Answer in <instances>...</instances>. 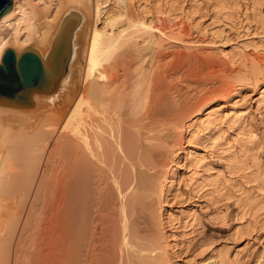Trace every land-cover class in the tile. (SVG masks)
Listing matches in <instances>:
<instances>
[{"label":"bare ground","instance_id":"bare-ground-1","mask_svg":"<svg viewBox=\"0 0 264 264\" xmlns=\"http://www.w3.org/2000/svg\"><path fill=\"white\" fill-rule=\"evenodd\" d=\"M148 1L14 0L13 10L0 19L2 64L8 48L20 54L34 47L46 61L63 20L73 11L84 18L75 34L77 49L62 93L32 92L35 104L29 108L0 103V264L171 263L167 249L175 236L166 229L173 228L171 221L179 217L165 206L181 179L179 169L199 164L196 142L218 123L211 115L200 117L212 101L210 94L223 91L228 97L237 89L225 81L220 85L216 75L231 82L229 77L239 74L234 65L242 56L237 60L220 52V61L212 65L218 70L210 67V73H217L214 80L221 91L218 87L213 91V86L210 92V87L187 110L198 118L183 126L178 156H171L175 161L166 170L174 145L168 131L181 112L175 78L190 72V63L196 60L164 51L170 38L183 41L191 36V26L176 23L178 17H173L168 3L155 6V15L148 18L140 12L142 2ZM237 1L217 0L216 6L226 12L238 4L239 10ZM245 57L241 64L249 61L251 74L262 75L264 55ZM169 58H176L175 63L171 65ZM228 157L234 169L243 170L245 185L257 183L261 197H251L250 186L240 195L243 212L256 220L264 210V168L250 180L247 159L241 161L234 153ZM192 175L197 191L206 187L208 178L198 172ZM152 212L159 219L154 215L162 243L154 242L157 237L146 227ZM182 215L183 228L191 215ZM236 253L233 261L239 258ZM215 260L220 262V256Z\"/></svg>","mask_w":264,"mask_h":264},{"label":"rangeland","instance_id":"rangeland-1","mask_svg":"<svg viewBox=\"0 0 264 264\" xmlns=\"http://www.w3.org/2000/svg\"><path fill=\"white\" fill-rule=\"evenodd\" d=\"M216 1L149 0L147 3L142 2L140 9V12H143L149 18L151 15H155V6L159 5L160 7L162 5L161 7H163L165 3H168L167 8L173 10V17H178L176 23L185 21L186 24L191 26V36L188 38H182L183 41H181V37H178L180 41H177L173 37L174 39L170 38L169 42H165V52L184 53V55H188L187 58L192 63L196 60L193 65L190 63V67H192L190 72L187 71L188 68L185 66L188 73L185 71V73L181 72L180 77L178 76L177 79L176 76L175 78L176 82L174 84L180 85L175 95L179 101L181 112L178 123L171 126L168 131V134L172 135L171 138L173 139L169 135V139H171L169 143L175 146H170L173 149L170 148L172 155L167 160L170 166L168 167L166 164L168 168L164 167L166 170L170 169L171 163L178 156L176 152H178V146H180V137L184 131L183 126H187L191 120L193 122V120L198 118L196 113L187 110L192 105L196 106L200 101L199 98H202V95L206 94L210 87V92L213 86V91H215L219 86L217 80L220 81V85L225 81L233 84V86L236 84L234 87L237 88L233 95L226 97V93L218 87L217 92L220 90L221 94L211 93L210 98L212 97V101L206 106L205 114H200V117L211 115L213 118L218 119V123L212 128L213 130L209 131L210 134L207 137L203 136V138L205 137L204 139L196 142L197 145L194 146L197 153H195V158L199 162H195L199 164L196 167L193 164H191V167L189 164L179 169L181 179L178 182V186L176 185L172 191V195L169 196L168 205L165 206V209L168 212L170 211L169 213H172L174 218L179 217V219L176 218L178 219L176 220L177 222L180 220L177 225H175L176 221H171V224L175 223L172 225L173 228L169 226L170 228L166 229V232H170L169 234L172 232L175 236L169 239L172 249H167L170 257L168 258L170 259V264H264V210L261 211L263 215L253 220L254 218L247 216L243 212V205L242 203L240 204V198H243V196H240L242 193L241 189L250 186L251 197H261V192H259L257 183L250 182L251 184L245 185V180L242 178L243 170L236 168L235 170L233 168L235 166L228 161V156L231 153H234L241 161L247 159L250 167L247 173L251 174L250 180H253V177L264 168V99L262 98L264 97V70H262V75L254 76V74H251L252 65H250L249 61L241 64L242 58L244 59L247 55H264V0H238L239 10L237 8L238 4L231 6L234 3L231 0L233 2L230 5L231 8L226 12L224 11L225 13L216 6ZM102 22L103 19L98 22L97 26L103 27L104 23ZM201 49L205 52L201 51ZM220 52L237 56V60L242 56L238 62L239 64L237 63L239 66L237 64L234 65L239 74L229 77L232 79V83L227 77L224 79L222 74L220 76L218 73V76L215 73L218 79L211 74L212 71L218 70V68L214 69L212 65H216L220 61ZM186 56L183 58L182 54L184 60L187 59ZM205 58L207 59L206 61L203 60ZM200 60H202L201 63ZM175 61L176 58L170 64L172 65ZM196 62L198 65H195ZM209 62L212 63L211 66H209ZM202 63L208 69L201 65ZM199 65L203 66L202 70H200L201 67ZM197 66L198 68H195ZM207 70L209 72L205 73ZM200 71H204L208 77L211 71L210 74L214 78L210 76L211 80H209L210 77L204 76V73ZM183 74L186 75L184 76ZM249 75H253L254 78ZM247 76L250 78H247ZM215 77L217 80H214ZM256 77L259 80L255 79ZM211 81L213 85L210 84ZM235 116H237V119ZM169 139L168 141H170ZM173 154L175 159L173 157L171 159ZM163 172L166 173L167 171ZM195 172L203 175L206 179L208 178L206 180L207 183L205 182L206 187L200 191L199 189L197 191L196 187H194L195 184H193L195 177L192 174H195ZM191 178L193 179L192 183ZM155 207L158 210L157 207L159 205L157 204ZM186 213L191 215L190 221L182 228L181 220L183 221L184 217L182 214ZM150 214L148 213V216L151 217V220L150 217H147L146 227L151 228L153 238L160 236L163 239L161 236L162 231L159 230L157 232L160 227L157 214ZM154 226L155 228H153ZM149 229L147 228L148 231H150ZM148 231L147 235L151 238V231ZM238 231H241V233L239 234ZM159 233L161 234L159 235ZM160 238L153 241L157 243L161 240ZM161 241L163 242V240ZM161 241L159 243H162ZM236 252H239L240 255L237 261H233L237 255ZM219 256L220 262L218 261L217 263L215 259H219Z\"/></svg>","mask_w":264,"mask_h":264},{"label":"water","instance_id":"water-1","mask_svg":"<svg viewBox=\"0 0 264 264\" xmlns=\"http://www.w3.org/2000/svg\"><path fill=\"white\" fill-rule=\"evenodd\" d=\"M14 0H0V19L13 10ZM84 18L73 11L62 22L46 61L34 47L18 54L8 48L0 64V103L29 108L35 104L32 92L62 93L70 73L77 47L76 31Z\"/></svg>","mask_w":264,"mask_h":264}]
</instances>
